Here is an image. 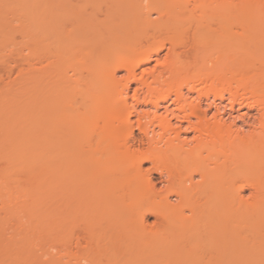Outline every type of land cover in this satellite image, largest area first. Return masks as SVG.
I'll return each mask as SVG.
<instances>
[{"label": "bare ground", "instance_id": "obj_1", "mask_svg": "<svg viewBox=\"0 0 264 264\" xmlns=\"http://www.w3.org/2000/svg\"><path fill=\"white\" fill-rule=\"evenodd\" d=\"M100 1L80 22L56 0L12 3L44 50L58 42L59 63L85 35L98 53L79 60L72 88L36 73L26 83L20 52L8 66L0 264H82L79 224L94 264H177L182 253V264H264V0ZM51 16L63 22L50 19L52 40Z\"/></svg>", "mask_w": 264, "mask_h": 264}, {"label": "rangeland", "instance_id": "obj_2", "mask_svg": "<svg viewBox=\"0 0 264 264\" xmlns=\"http://www.w3.org/2000/svg\"><path fill=\"white\" fill-rule=\"evenodd\" d=\"M6 2H4V1H0V4H3V5H0V128H1V123H2V105H1V103H2V101H3V93H2V91H4L3 90V87L5 86V83L7 82V75H6V72H7V69H8V66H10L12 63H13V61L15 60V58H18L19 57V55H17L18 57H15L16 55L15 54H19V52L21 53V58H23V61H21L20 62V65H21V69H23V70H21V73L23 74V77H24V75L26 74L27 75V77L29 78V81H28V79H26L27 81H26V83H29V82H33L32 80V78H34L35 77V75L37 74H39L38 75V77L39 78H37V75H36V78L34 79L36 82H38L39 83V80L41 79L40 77H45V76H47V77H49V78H47L48 80H50V81H55V83H54V81L52 82V83H54V84H56V86H57V84L59 85H61V83L63 82L62 81V79L64 78L66 81L68 80V82H66L67 84L68 83H70L69 84V87L70 88H72L73 87V78H74V74H75V70H76V68H77V66H78V62H79V60L81 59V58H84L85 60L86 59H88V61H91L93 58H94V56H95V53L97 52V50H95L94 49V47L92 48V46L88 43V36L89 35H85L86 37H87V39H82V40H79V42H78V44L79 45H77V46H81L82 47V51L79 49V47H78V49L76 48V47H74L75 49L73 50V53H72V56L70 57V59L66 62V63H64L65 64V66H64V64L63 63H59V61H57V56H53L52 57V55H57V52L56 53H54L55 51H56V47L59 45V44H57L55 41H50L51 42V44H48V45H50V48L51 49H49V52L50 53H48V50H46L47 52H42L41 50L43 49V48H46V47H44V44L45 43H43V41H45V37H43V35L42 34H40V31L37 33V31H34L35 29H34V27H33V25H32V23H29L28 22V20H30L29 19V16H28V14H26V18H25V20H23L24 22H25V24H24V22H22L21 20H22V18L25 16V14H23L24 16H22V14L21 13H19L18 14V10H19V8H18V10L16 9V7H15V5H13L12 3H16V1L17 0H11V1H13V2H11V3H9V1L8 0H5ZM57 1V4L60 6H62V8L64 7V9L65 10H67V9H73V11H75V15H77L78 16V14L81 16V15H83L84 13V16H87L86 14H88L89 15V13L88 12H91V10H95L94 8H96V9H98L100 6H101V10H104V8H102L103 6H102V4L100 5V3H101V1L100 0H98V4L97 3H95L96 4V6H95V4H94V6L92 5V3H94V1L93 0H84V1H86V2H84L83 1V6L85 5V4H88V9L87 10H85L84 9V7L82 6V8H81V6L78 8V4H77V2H76V0H65V1H63V3L61 2V1H59V0H56ZM74 1V2H73ZM81 1V2H80ZM96 1V0H95ZM127 1V0H126ZM123 1L122 3L123 4H120V5H122V6H129V1ZM61 2V3H60ZM82 3V0H79L78 1V3ZM89 2H91V4H89ZM6 3H9V4H7V5H12L11 7H8V6H6L5 4ZM69 3V4H68ZM72 3V4H71ZM79 3V4H80ZM131 4V3H130ZM4 5L6 6V7H4ZM16 5H17V7H19L20 6V4H18V3H16ZM67 5V6H66ZM74 5V6H73ZM76 5V6H75ZM100 5V6H99ZM1 6H2V8H1ZM68 7L67 9H66V7ZM89 6H92V7H90V9H89ZM99 6V7H98ZM77 7V8H76ZM105 7V6H104ZM15 8V9H14ZM21 8H26V7H21ZM60 8V7H59ZM80 8H81V10H80ZM61 9V8H60ZM20 10H23V9H20ZM19 10V11H20ZM27 10V9H26ZM65 10H63V11H65ZM87 11V12H85V11ZM61 11H62V9H61ZM69 11H71L72 13H73V11L72 10H69ZM78 11V12H77ZM83 11V12H82ZM96 11V10H95ZM21 12V11H20ZM80 12H81V14H80ZM97 12H99V10H97ZM95 13L96 15L98 14V13ZM24 13V12H23ZM26 13V12H25ZM63 13V12H62ZM16 14V15H15ZM17 14L19 15V16H17ZM99 14H101V13H99ZM98 14V16L100 17V19L102 18L103 19V17H101V16H103L102 14H101V16ZM15 15V16H14ZM21 15V16H20ZM18 17V19L20 18L21 20V24L22 25H24L25 27H26V25H27V27L25 28L24 26H21L19 23H15V22H19V20H17L16 18ZM90 16V15H89ZM55 17V16H54ZM53 17V18H54ZM59 16L57 15V17H55V19L57 18V19H60V17H61V14H60V17L58 18ZM76 18V17H75ZM74 18V19H75ZM78 18H80L79 16L75 19L76 21H77V19ZM50 19H52V16L51 17H49V20ZM55 19H52V20H54L55 21ZM62 19V18H61ZM15 20V21H14ZM46 21V25L45 26H47V25H49L50 26V28H51V30H52V32H51V30H47L46 31V33H48L49 34V32H50V34L52 33V34H55V31L56 32H58L57 30L59 29L60 30V26H57V27H59L58 29H57V27H55V26H53L54 25V23H53V21L52 20H50V21ZM69 21V23H68V25H67V23H65L66 24V27H68V29L70 28V26H72L71 27V29L73 28V26L74 27H76V29L74 30V28H73V32H71V34L72 33H74V35H73V37H77V34H78V32H79V30L80 31H82L81 29H80V27H78L79 25H76L75 23H76V21ZM51 21H52V24H51ZM79 21V20H78ZM77 21V22H78ZM57 22H59V25H63V22L61 23L60 21H55V24L57 23ZM65 22V21H64ZM80 22V21H79ZM18 24V25H17ZM32 25V27L31 26H28V25ZM75 24V25H74ZM78 24V23H77ZM58 25V24H57ZM15 26L17 27V28H19L18 29V31H17V29L15 28ZM81 26V25H80ZM24 27V28H23ZM28 27H30L29 29V32L27 31L28 29ZM54 27V28H53ZM63 27H65V26H63ZM50 28H48L47 27V29H50ZM55 29L54 31H53V29ZM62 28V27H61ZM82 28V27H81ZM34 29V30H33ZM57 29V30H56ZM77 29H79L78 30V32L76 31ZM32 30V31H31ZM70 30V29H69ZM31 31V32H30ZM49 31V32H48ZM17 32V33H16ZM25 34H24V33ZM33 32H34V34H33ZM35 32H36V34H37V36H36V38H33V37H35ZM21 33V34H20ZM79 33H81V32H79ZM82 33H84V32H82ZM27 34V35H26ZM41 36H40V35ZM52 34H51V37H50V40H52L51 38H52ZM58 34V33H57ZM85 34V33H84ZM39 35V36H38ZM56 35V34H55ZM78 35H82V34H78ZM29 36H30V38L32 37V39H31V41H30V38H29ZM43 37V38H42ZM56 38V36H54L53 35V38ZM39 38H42V40H41V43H40V39ZM83 38V37H82ZM34 39V40H33ZM36 39H37V42H36ZM39 39V40H38ZM80 39V38H79ZM49 40V39H48ZM35 41V42H34ZM80 41H86V43H83V42H80ZM49 41H48V43H50ZM55 42V43H54ZM39 43V44H38ZM43 43V44H42ZM54 43V45H52ZM41 44V45H40ZM56 44H57V46H56ZM45 45H47V44H45ZM84 46V47H83ZM89 46L92 48H90V49H86V48H89ZM40 47L42 48L41 50H39L40 49ZM80 47V48H81ZM87 51H86V50ZM95 51H94V50ZM19 50H21V51H19ZM44 49H43V51H45ZM55 50V51H54ZM18 51V52H17ZM52 51H54V52H52ZM78 53H77V52ZM87 53H86V52ZM94 51V53H91V52H93ZM33 52V53H32ZM31 53V54H30ZM46 53V54H45ZM48 53V54H47ZM54 53V54H53ZM85 53V54H84ZM98 53V52H97ZM164 53V52H163ZM23 54V55H22ZM49 54H52L51 56L49 55ZM74 54V55H73ZM91 54H94V55H91ZM36 56V58L34 57V56ZM31 56L33 57V58H31ZM25 57V58H24ZM29 57V58H28ZM78 58V59H77ZM38 59V60H37ZM24 60H26L27 61V63H31V65L33 66V68L35 69L34 71H36L37 70V72H34L33 71V68H31L32 70H31V72H29L28 70H26V68L28 69H30V67H28V64L26 63V61H24ZM29 61V62H28ZM77 61V62H76ZM33 62V63H32ZM61 64L60 65V67H59V64ZM68 63H70V64H68ZM39 64V65H38ZM57 64H58V67H57ZM63 64V65H62ZM68 64V65H67ZM71 64H75L74 66L73 65H71ZM154 64H157V63H155L154 61L151 63V65H154ZM56 65V66H55ZM67 65V66H66ZM71 65V66H70ZM48 66V67H47ZM66 69L67 68V70H65L63 67ZM74 67V68H72L71 69V67ZM24 68H25V70H24ZM58 68V69H57ZM60 68V69H59ZM61 68H63V69H61ZM43 70V71H42ZM46 70V71H45ZM72 70V71H71ZM45 71V72H44ZM61 71V72H60ZM68 71V72H67ZM41 72V73H40ZM43 72V73H42ZM59 72V73H58ZM67 72V73H66ZM36 73V74H35ZM61 73V74H60ZM64 73L67 75V77H65V75H64ZM72 74V75H71ZM121 75H123L124 74V72H122L121 71V73H120ZM63 75H64V77H63ZM26 77V78H27ZM59 77V80H57L56 78H58ZM70 77V78H69ZM25 78V77H24ZM23 78V79H24ZM55 78V79H54ZM69 78V79H68ZM37 79V80H36ZM39 79V80H38ZM47 79L45 80V81H47ZM63 79V80H64ZM31 80V81H30ZM6 81V82H5ZM25 81V80H24ZM24 81H23V83H24ZM40 81H43V78L40 80ZM50 81H49V83H50ZM62 81V82H61ZM4 82V83H3ZM58 82V83H57ZM25 83V84H26ZM42 83H44V81L42 82ZM4 85V86H3ZM39 85V84H38ZM41 85V84H40ZM72 86V87H71ZM91 105H93V104H91ZM89 107H90V105H89ZM55 111V110H54ZM61 111V110H60ZM59 110H58V113L60 112ZM56 112H57V110H56ZM62 112V111H61ZM60 114V116H61V113H59ZM58 114V115H59ZM253 114L254 113H251L250 114V116L252 115L253 116ZM49 116H51L50 115V113L48 114ZM55 116L57 115V113L56 114H54ZM54 115H52V116H54ZM51 116V117H52ZM249 116V118H251ZM62 117V116H61ZM55 118V117H54ZM53 117H52V119H54ZM56 118H58V116H56ZM55 118V119H56ZM2 164V162L0 161V170H1V168H3V166L1 165ZM145 166H148V165H145ZM2 171V170H1ZM246 193V195H249L250 194V191H249V189H247L246 191H245ZM111 206V205H110ZM107 207H109L108 205L105 207V209L107 208ZM111 208V207H110ZM110 208H107V209H110ZM88 207H87V211H85V214L83 213V216H82V218L85 220V218H88V216H89V212H88ZM84 210H86V209H84ZM108 211V210H107ZM88 212V213H87ZM156 217H153V215H152V217L151 216H148V218H147V221L145 222V229H147L148 230V232L150 231H153V230H157L158 228H159V225H160V223H159V221H157L158 219L156 218ZM87 220V219H86ZM157 222L159 223V224H157ZM71 232L72 233H77L76 235L74 234L73 235V238H76V237H80V240H79V243L77 244L76 243V241L74 240L73 241V246L71 247V251H72V253H73V255H74V257H75V259H74V262L75 263H79V262H81L82 264H94L95 262H98V260H94L92 257V260L94 261H92V260H89V261H85V259L86 258H88L87 256V253H86V248H87V244H86V239H85V235H86V230H85V225L84 224H79V226H77V227H71ZM154 232V231H153ZM80 235V236H77V235ZM85 239V240H84ZM227 241V243H230L231 244V246H235L236 245V243H237V241H234L232 238H229V239H227L226 240ZM188 249H183L182 251H187ZM187 257V253H182L181 254V256L178 258V261H177V264H182L183 263V261L185 260V258ZM110 264H117V262L114 260V261H111V263Z\"/></svg>", "mask_w": 264, "mask_h": 264}]
</instances>
